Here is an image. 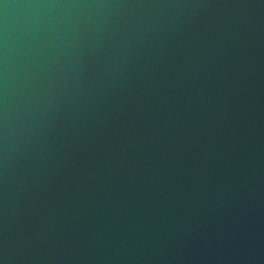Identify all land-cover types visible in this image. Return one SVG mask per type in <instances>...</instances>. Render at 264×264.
Returning a JSON list of instances; mask_svg holds the SVG:
<instances>
[{
  "label": "clouds",
  "instance_id": "obj_1",
  "mask_svg": "<svg viewBox=\"0 0 264 264\" xmlns=\"http://www.w3.org/2000/svg\"><path fill=\"white\" fill-rule=\"evenodd\" d=\"M0 264H264V0H0Z\"/></svg>",
  "mask_w": 264,
  "mask_h": 264
}]
</instances>
